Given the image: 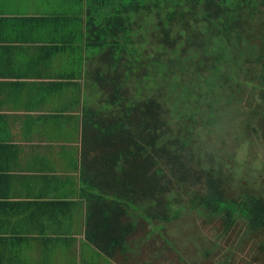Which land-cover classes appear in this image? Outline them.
Wrapping results in <instances>:
<instances>
[{"label":"crops","instance_id":"0c3cea01","mask_svg":"<svg viewBox=\"0 0 264 264\" xmlns=\"http://www.w3.org/2000/svg\"><path fill=\"white\" fill-rule=\"evenodd\" d=\"M124 1L0 0V264H128L119 211L89 218L83 138L89 21Z\"/></svg>","mask_w":264,"mask_h":264},{"label":"trees","instance_id":"16d2710c","mask_svg":"<svg viewBox=\"0 0 264 264\" xmlns=\"http://www.w3.org/2000/svg\"><path fill=\"white\" fill-rule=\"evenodd\" d=\"M261 9H264V0H125L124 7L106 16V20L102 15L97 21H89L86 46L89 48V59L96 65L91 69L102 77L100 80L93 78L95 83L92 87L88 86L89 101L93 88H101V91L109 88V91L105 90V97L98 96L94 106L85 104L83 107V138L89 142V200L93 203L90 219L93 210L99 213L102 222L107 221L108 216H114L116 221L118 211L121 217L127 208L137 204L142 211H146L156 204L169 202L162 195L167 191L169 182L162 167L184 164L182 150L190 142L191 124L196 126V115L202 125L204 123L199 113L201 92L198 86L192 88L195 91L188 88L177 92L175 84L173 86L172 96L176 102L182 95L185 97L189 92H195L193 112L182 114L178 108H171L170 113V107L165 110L166 96L172 94L169 89L166 90L167 73H171L176 85L182 83L181 78L175 77L169 62L184 64L187 59L193 62L200 53L220 58L217 54L223 56L219 45H228L233 41L237 49L251 47L253 43L244 32L247 22L253 19L254 22ZM140 18L142 30L138 33ZM261 21L264 24V20ZM117 22L120 23L118 31ZM186 43L191 46L185 47ZM171 50L173 56L164 60L162 56ZM190 54L195 57L188 56ZM91 69L86 71V77ZM138 69L150 70L153 79H156L157 72L166 75H159L160 78L151 83L153 91H149L145 77H135ZM194 74L193 81H196L200 75ZM129 82L134 84L132 90L128 89ZM183 101L188 103L186 99ZM173 114L178 134L172 132L170 117ZM109 150H112L111 153ZM119 152L123 154L124 164L115 166ZM210 178L212 180L208 184L212 193L200 199L202 207L211 213L225 208L231 225L233 209L245 215L249 229L264 230L263 196L248 195L241 198L237 205L228 207L216 190L214 177ZM165 212L160 207L157 216L165 217ZM121 219L119 241L123 242L134 226L131 221L122 225ZM117 236H113L115 240H118ZM89 237L106 251L103 245L106 236L96 234L93 237L90 234Z\"/></svg>","mask_w":264,"mask_h":264},{"label":"rangeland","instance_id":"374dc122","mask_svg":"<svg viewBox=\"0 0 264 264\" xmlns=\"http://www.w3.org/2000/svg\"><path fill=\"white\" fill-rule=\"evenodd\" d=\"M253 20L247 22L244 32L253 43L251 47L237 49L233 41L219 45L223 56L217 54L220 58L200 53L193 62L191 59L185 60L184 64L169 62L175 77L181 78L180 84L174 83L169 72L166 75L156 71V79H153L150 70L136 71L135 77L143 75L148 81L149 91H153L151 83L154 80L167 76L166 90L172 94L166 96L165 110L170 107V113L171 108H178L182 114L193 112L195 92L182 95L179 102L172 95L174 89L176 92L188 88L195 91L192 88L198 86L201 92L199 113L204 123L202 125L196 115V126L191 124L190 142L182 150L184 164L162 167L169 181L168 189L162 195L169 202L161 206L156 204L146 211L137 204L127 208L120 217L125 222H133L134 226L124 237L127 250L123 255L128 264H264L262 228L249 229L245 215L233 209L231 225L225 208L211 213L199 204L202 197L212 193L208 184L212 180L210 176L214 177L216 190L228 207L237 205L248 195L264 198V24H261L264 9ZM141 21L140 18L138 23ZM138 25L139 33L142 23ZM184 45L191 46L189 43ZM172 56L171 50L162 57L168 60ZM95 67V64H89L90 69ZM194 73L200 75L196 81H193ZM93 78L102 79L95 69L87 74L89 87L95 83ZM128 85L132 90L134 84L129 82ZM99 89L93 88L87 106H94L98 96L105 97V90L109 91L107 87L104 91ZM170 119L172 132L178 134L174 114ZM122 155L119 152L115 166L124 164ZM179 181L181 183H177ZM160 207L166 211L165 217L157 216Z\"/></svg>","mask_w":264,"mask_h":264}]
</instances>
